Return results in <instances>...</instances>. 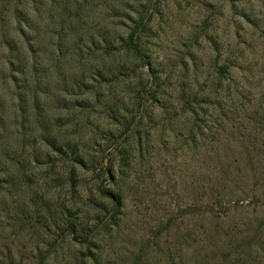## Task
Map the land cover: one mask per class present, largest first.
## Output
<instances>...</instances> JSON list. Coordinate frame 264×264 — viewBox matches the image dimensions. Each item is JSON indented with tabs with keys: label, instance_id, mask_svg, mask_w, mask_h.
<instances>
[{
	"label": "rangeland",
	"instance_id": "374dc122",
	"mask_svg": "<svg viewBox=\"0 0 264 264\" xmlns=\"http://www.w3.org/2000/svg\"><path fill=\"white\" fill-rule=\"evenodd\" d=\"M0 264H264V0H0Z\"/></svg>",
	"mask_w": 264,
	"mask_h": 264
}]
</instances>
